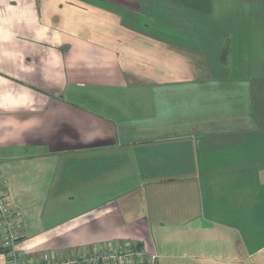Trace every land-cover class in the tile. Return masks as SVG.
<instances>
[{
  "label": "crops",
  "instance_id": "0c3cea01",
  "mask_svg": "<svg viewBox=\"0 0 264 264\" xmlns=\"http://www.w3.org/2000/svg\"><path fill=\"white\" fill-rule=\"evenodd\" d=\"M0 177L26 258L264 264V0H0Z\"/></svg>",
  "mask_w": 264,
  "mask_h": 264
},
{
  "label": "built area",
  "instance_id": "2783aa9c",
  "mask_svg": "<svg viewBox=\"0 0 264 264\" xmlns=\"http://www.w3.org/2000/svg\"><path fill=\"white\" fill-rule=\"evenodd\" d=\"M20 217L9 206L5 182L0 177V250L6 264H154L155 257L129 246L99 249L67 257L50 254L41 260L26 258L18 249Z\"/></svg>",
  "mask_w": 264,
  "mask_h": 264
}]
</instances>
